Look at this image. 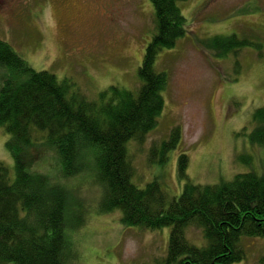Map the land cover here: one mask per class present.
Returning <instances> with one entry per match:
<instances>
[{"label":"rangeland","instance_id":"1","mask_svg":"<svg viewBox=\"0 0 264 264\" xmlns=\"http://www.w3.org/2000/svg\"><path fill=\"white\" fill-rule=\"evenodd\" d=\"M178 4L187 19L186 35L162 50L155 62V70L168 76L164 110L152 131L127 144L132 182L144 188L157 180L170 201L182 194L185 181L217 184L264 167L263 148L251 140L261 124L254 113L264 106V0ZM156 32L151 0H0V40L34 70L67 81L70 95L98 104L103 91L113 87L139 90V69ZM232 35L237 39L231 42L246 43L220 57L224 52L214 48L213 38ZM7 75L0 67V90ZM176 130L177 142L163 151ZM32 135L28 154L31 148L45 151L46 133L34 129ZM9 139L0 126V163L15 180ZM183 154L188 158L186 178L180 173ZM87 157L91 170L67 179L58 158L44 155L33 165L67 189L70 214L86 218L77 232L69 230L80 253L76 264H165L172 228L127 226L121 211L101 213L102 187L92 171L93 159ZM248 157L252 161L244 163ZM185 235L195 246L207 245L196 225ZM241 246L245 259L236 264H264V236H243Z\"/></svg>","mask_w":264,"mask_h":264},{"label":"trees","instance_id":"2","mask_svg":"<svg viewBox=\"0 0 264 264\" xmlns=\"http://www.w3.org/2000/svg\"><path fill=\"white\" fill-rule=\"evenodd\" d=\"M180 1L187 0H151L157 32L139 69L141 87L103 91L101 104L70 95L67 81L34 70L0 40V67L8 71L0 90V126L10 134L7 146L16 165L12 180L9 169L0 163V264H76L80 255L69 230L77 232L86 218L80 212L70 214L65 187L33 168L44 155L59 159L64 179L91 170L90 155L102 187L101 213L121 211L127 226L171 227L165 264H236L245 259L242 237L264 236V167L217 184L185 181L182 194L171 201L157 180L144 188L132 182L127 144L152 131L165 107L168 76L155 70L157 56L175 47L187 32ZM232 39L236 35L213 38L214 48L224 52L220 57L246 43ZM254 121L261 124L251 140L264 151V106L256 110ZM34 129L46 133L47 146L45 151L31 148L28 154ZM178 132L163 144V151L177 142ZM180 159V173L186 178L188 158L183 154ZM242 160L248 163L252 157ZM195 225L203 230L206 246L187 240L186 229Z\"/></svg>","mask_w":264,"mask_h":264}]
</instances>
